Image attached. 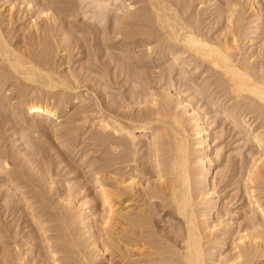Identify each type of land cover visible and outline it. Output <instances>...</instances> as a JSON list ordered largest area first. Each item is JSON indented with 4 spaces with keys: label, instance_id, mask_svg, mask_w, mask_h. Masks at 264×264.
Returning <instances> with one entry per match:
<instances>
[{
    "label": "bare ground",
    "instance_id": "obj_1",
    "mask_svg": "<svg viewBox=\"0 0 264 264\" xmlns=\"http://www.w3.org/2000/svg\"><path fill=\"white\" fill-rule=\"evenodd\" d=\"M16 1L3 0L1 4L10 17ZM18 5L19 13L28 17L29 25L23 28L32 48L29 50L27 42L22 49L23 45L13 47L0 28V106L6 107L0 115L9 112L12 120L23 119L26 128H35L34 136L51 139L77 154L73 144L80 136L79 129L74 131L60 120L62 112L73 109L83 123L95 128L90 140L93 146L104 147L101 152L105 155V163L95 166V161H86L90 153H80L91 187L81 191L83 186H75L74 199L51 178L44 153H39L38 144L30 143L32 137L21 136V146L0 143V213L12 216L18 210H28L32 222L43 229L45 263L91 264L103 258L101 264H119L120 258L116 257L117 262L112 254L120 247L123 253L126 248V264H264V202L257 191L264 184V0L53 1L58 8L51 6V0H26L24 6ZM82 10L90 14L82 13L91 22L83 25L87 33L103 34L106 54L117 46L126 53L105 60H116V67L125 70L129 86L123 100L106 101L114 77L105 67L103 71L94 67L77 73L69 66L66 71L62 67L70 58L60 63L55 60L60 51L66 55L70 50L68 40L73 33L69 34L64 19L60 24L67 31H62L57 21L61 14H65L61 19H69ZM109 20L112 28L107 32ZM141 63L143 68L154 63L165 66L151 76L139 70ZM211 75L215 81L209 80ZM12 84L19 89L13 92ZM181 86L206 98L213 110L218 109L215 113L258 149L259 155L252 157L243 173L247 206L243 214L247 229L243 231L234 230L231 211L214 215L220 195L213 176H223L226 167L217 168L215 138L199 108L178 90ZM219 90L228 95L223 96L224 103L213 98ZM259 119L262 123L252 127ZM189 139L196 145L192 160ZM143 148L145 162L138 163ZM114 167L115 173H111L109 168ZM123 168L126 171L119 173ZM54 188L58 190L55 198ZM75 192L80 195L78 200ZM122 194L127 202H134L135 210L117 208ZM114 199L119 202L115 204ZM1 215L0 264H28L36 249L24 239L26 234L16 240L21 230L5 226ZM152 215H167L177 222L160 234L150 221ZM42 217L50 220L47 230ZM67 218L70 223L80 222L84 232L74 230L78 222L68 228ZM125 219L126 245L121 248L114 234ZM94 222L99 223L96 229L102 236L97 235ZM5 239L13 240V249L5 247ZM19 242L26 246L24 251L15 247Z\"/></svg>",
    "mask_w": 264,
    "mask_h": 264
},
{
    "label": "rangeland",
    "instance_id": "obj_2",
    "mask_svg": "<svg viewBox=\"0 0 264 264\" xmlns=\"http://www.w3.org/2000/svg\"><path fill=\"white\" fill-rule=\"evenodd\" d=\"M53 1L55 2L56 0H53ZM53 1L51 0V6H54V5H52ZM2 2H3V0H0V28L2 29L3 33L5 34L6 37L8 36V38L11 39V40H8V41H12V43H10V44L11 45L13 44V47L16 46V48H18V45H19V47L23 45L21 47V49H22L25 45L26 46L29 45L28 48H29V50H31V48H32V43H31L32 40L29 41V42L26 41V40H28V38H29V40L31 38L28 35V33H26L28 31L24 32V28L29 25L28 24V17H26V16L24 17V15H22V13H19V12H22V10L19 9V5H18V2H19L20 5L24 6L26 0H25V2H24V0H17L15 2V7L13 9V15L11 17L9 16V12L6 9V6H3V7L1 6ZM48 2L50 3V1H48ZM192 4H193V6L195 5L194 2ZM56 7L58 8V6H56ZM82 11H84V12H82ZM82 11H80L81 13L78 12V14H77L78 16L77 17L74 16L73 18H69L71 21L68 19V17H65V16H64V18L61 19V17H63L62 15H65V14H61V17L59 19L60 22L57 21V24L59 23L58 26L62 27V31H64V30L67 31L66 29L68 27L69 34L71 35V33L72 32L73 33L70 36L72 38L68 40V41H71V42H68V47H69L68 49H70V50H68L66 55L63 54V51H60L59 54H57L55 56V60L58 63H60V61L62 62L63 59H64L63 60V62H64L65 58H68V59L70 58L69 59V64H66L64 62V63H62V67L64 68L65 71L68 70V68L70 67V69L74 70V72L75 71L76 72L79 71L77 73H80L81 71L83 72L86 68L93 69L95 67V69L97 68V70L100 71V70L104 69V67H105L104 70L110 71L109 73L111 74V76L115 78V79L111 78V81H110V83H111L110 84V86H111L110 96L107 97L108 100H106V101H109L110 99H114V98H115L114 100L117 99V101H119L121 99L123 100V98H126L125 94L127 93V89H128L129 84L128 83L126 84V82H125V78H124V74H123V72L125 70H123V72H121L122 70H119L118 66L116 67L117 61L116 60H115V62L112 61V60H114L112 58H114L115 55H121V57H122V55H126V53L121 52V49H120L121 46H117L116 48H112L110 50V52L106 54L104 52V50L102 49V47H103L102 46V42H103V39H104L102 37L103 34H101L100 32L97 33V34L95 33L94 35H90L89 32L87 33L86 27H85L86 25L85 26H83V25L84 24H87V25L89 24L90 25L91 22L88 19L84 18L83 15L87 14L86 17H89L88 15H90V14L85 12L86 10H82ZM89 11H91V10H89ZM82 13H84V14L82 15ZM14 14H16V15H14ZM19 14H21V15H19ZM23 14H25V13H23ZM17 16L21 17V18L18 19ZM63 19H64V21H66L65 22L66 25L64 24L66 26V29H65V26L63 28V26L60 24ZM17 21H19V22H17ZM24 21H26V22H24ZM84 21H89V23H84ZM20 22L23 23L25 26L23 24H21ZM106 23H107L108 27L105 25L106 26L105 29L107 31V29L112 28V23H111V20L107 21ZM69 29H70V31H69ZM60 31H58V32L60 33ZM62 31H61V33H62ZM27 35L29 37H27ZM105 35H104V37H108V36H105ZM255 40L259 41V38H256ZM26 42L29 43V44H27ZM259 45H260V42L256 43V46H254V47L256 48ZM94 46H95V49H94ZM89 48H91V49H89ZM136 50L138 51L139 49H136ZM92 54H94V55H92ZM64 56H68V57H64ZM110 59H112L111 60L112 62L108 61L110 64L105 61V60H110ZM105 62L110 65V66H108V68H107V64ZM103 64L106 65V66H104ZM158 64L159 63H154L153 65H147L145 68H143V66H145V65L143 63H141L139 65V70H141L143 72H146V74H148V75H151L150 73H158L159 70L165 66L164 64L158 66ZM81 68H84V69H81ZM115 75L118 76V78ZM211 76L209 77V80L211 79L212 81H215V79H216V77H214L215 75L214 76L211 75ZM175 78H176V83H177V77H175ZM194 80H196V79H194ZM197 81L200 82L201 80H197ZM11 86H13V88H12L13 92H15L16 89L17 90L19 89L17 86H14V84H12ZM11 86H10V88H11ZM10 88H8V89H10ZM185 89H186V87L181 86V87H179L178 90L182 91V94L184 96H187L188 99L191 101V103L199 108L200 112L205 116L204 119H205L206 124L210 128L212 137L215 138V143H216L215 147L218 150V152H216L218 155H217V157L215 159V161L217 163V168L218 169H223V168L226 167V170H223V172H224L223 176H222V174L220 176L219 175L218 176H215V175L213 176L214 184L216 186V190L218 191V193L220 195L219 201H218V206H217V209H216L214 215L218 216L220 214L225 213L227 210L231 211L233 214L230 215V216L232 218L234 230L235 231H243L244 228L247 229L246 228V221H245V219L243 217L244 211L247 208V206H246V198H245L244 193H243L244 191L242 190L243 189L242 180L244 178L243 175H245L243 173H245V171L248 169L249 165L251 164L252 157H257L259 155L258 149L255 147V145L252 142H250L248 140L246 141L243 138V133L241 134V132H238V129H235V128L233 129L232 128L233 125L230 124V122L228 120H225L223 116L219 115V113H215V112L218 111V109H214L213 110L211 105L207 104V99L206 98H201L200 96H196V94H194L193 91L190 92V90H189V92H188V90L185 91ZM183 91H184V93H183ZM216 92H218V91H216ZM220 92L221 91L219 90V92L216 93L218 95V97L217 96L216 97L212 96V97L215 98V99L219 98V100L221 99L220 100L221 103H224L226 101L225 99L228 97V95L226 93L223 94V91H222L221 92L222 93V97H221V95H220L221 93ZM191 94H194V95H191ZM193 96H195V97H193ZM223 96H225V97L227 96V97L223 98ZM125 102H123V103H125ZM4 110L6 111V107L1 104V106H0V114H2V112ZM74 111L75 110L70 109V110L64 112V114L62 112L63 116H61L60 120H62V121L65 120L64 124H66V125L70 124L69 126H71L74 131L75 130L77 131V129H79L77 132L80 134V136H82L84 134L83 135L84 137L82 136V138H81L79 136L78 139H76L74 144H73L74 146H76L75 150L78 151L77 154H75V151L73 152L72 150H69L68 148L66 150V148L64 146L63 147L61 146V148H60L59 147L60 145L58 146V144L56 142H55V144L52 143L53 140H51V139H50V141H46V140H44L45 138L41 139V137L39 135L34 136L35 135V133H34L35 128H31V129L26 128L25 125H24L25 124L24 120L23 119H19V117L13 118V120H12V118H10L12 115L8 114L9 112H4L6 114L3 113V115H0V143H6V145L11 146L8 143H11L12 145L13 144L15 145V142H16V145L18 144L19 146H21V143L24 140L22 137L24 135H29L30 137H32V139H30V143L32 144L34 142V144H36V145L38 144L39 147L37 148V150L41 154L44 153L42 155L46 157V159H44V160L47 161L45 163H47V165H48V167L50 169L49 173H50V175L52 174L51 178L54 179V180H57V183H58V185L60 187L59 189H61L62 191H65L67 193L71 192L69 194L72 195L71 197H73L75 199L74 191H76V188L78 186H79L78 188L83 186V187H81V188H83V190L81 189V191H84V187H86V189L87 188L90 189V187H91L90 186L91 185V181H90L91 177L85 173L86 172V168H85V164L84 163L82 164L81 161H80L81 160L80 159V153H82V152L90 153L89 156L87 157L86 161H92V160H93V162L95 161L94 162L95 166L103 165V163H105V161H104L105 160L104 159L105 155H103L102 152H101V151H103L104 147H101V145L93 146V142H91V140H90L91 138H93V134H91V133H93L95 128H93V126L91 128L90 125H89V122H86V123L84 122L85 123L84 124L82 122L83 119H82L81 115L76 114ZM1 116L5 117V119H3ZM6 116L9 119L8 118L6 119ZM78 120H80V121H78ZM260 120L261 119H259V121L257 120L258 121L257 123H253L252 127H254L255 124L257 126V125H260L262 122L264 123V119H262L263 121L261 120L262 122ZM3 121H4V123L2 124ZM249 122H251V121L249 120ZM187 127L189 129V125H187ZM24 128H25V130H24ZM33 133H34V135H33ZM38 136H39V138H38ZM189 140L190 141L188 143V152H189V155H190V153L192 154V155H190L191 157L193 156L192 158L190 157L191 160H192L195 157L194 154H193V150L195 149L196 145L194 143L195 142L194 140H191V139H189ZM38 142H40L41 144L38 143ZM52 144L55 145L54 149L52 147ZM142 144H143V141L141 142V144L139 143V145H142ZM55 147H57V148H55ZM100 147H101V149H100ZM91 149H92V153H91ZM41 151H43V152H41ZM140 151L141 152H138V156H137V158L139 159L138 163H144L145 160H144L143 153H145V150L143 148ZM91 155H92V157H91ZM142 155H143V157H142ZM106 156H108V155H106ZM192 164H193V162L190 164L191 167H192ZM68 165H69V167H68ZM241 165L243 167H241ZM120 166H122V165H120ZM140 167H145V166H140ZM194 168H195V164H193V167L191 168V170H193ZM241 168H242V170H240ZM67 169H68V171L70 173H66V172H68ZM115 169H116V167L109 168V171H112L111 173H115V172H113ZM123 171H126V168H123V170H121L119 173H121ZM53 175H54V178H53ZM213 178H212V180H213ZM71 185L73 186V188H72ZM261 185H263V187ZM261 185H259V186L262 187V188L259 187L260 189H258L257 191H258V193L260 192L259 195H260V197L262 198V200L264 202V189H263L264 188V184L261 183ZM75 186H76V188H75ZM54 187H56V186H54ZM52 191L54 192V198L56 196H58L57 195L58 194V190L57 189L52 190ZM59 192H60V190H59ZM77 194L75 192V195H77ZM77 196L78 197L76 198V200L79 199L80 195H77ZM113 202H115V204H117L119 201L117 199H114ZM0 203H1V201H0ZM0 208H1V205H0ZM117 208H119L122 212H125L127 209L135 210V205H134L133 201L127 202L126 201V194H122L121 195V200L118 203ZM18 211L15 212L14 214H12V216L8 215V214H3V215H5V217L3 215H1L2 214V212H1L0 215H1V219L3 218L2 221L5 223V226L8 227V225H9L11 227V229L13 227V230H15L17 227H18V229L16 231H20L21 230L20 231L21 233H19V235L16 237V240H18V238L20 239L21 236L26 234V235H24L25 236L24 239L26 240V238H27V240H28L27 242L29 244L33 245L34 249H36L34 258L30 257L28 264H37L39 262H41L42 264H46L45 262H47V260H45V258H44L45 255H46V252H45V248H43V242H42L43 235L41 234L42 233L41 231L43 229L41 228V225H37L35 221L32 222L31 217H30L31 215H29V212H28L27 209L26 210L24 209L23 211L20 210L19 212ZM41 219H43V220H41ZM47 219L48 218H45V217L40 218V220L44 223L43 227H45V230L49 229V225H50V222H49L50 220L48 219L49 220L48 221ZM66 220H67L66 224L69 223L70 227H68V228H70V229H71V226L74 223L76 224L78 222V221H73L72 220L74 223L73 222L70 223L71 222L70 218H67ZM150 221L153 222L152 224L155 227L154 230L159 231L160 234L167 233V231L171 230L169 227L171 225H175L176 222H177L175 220H171L170 221V218L167 217V215H165V216L152 215V218H151ZM3 222H2V224H4ZM121 222H122V224H119V226L117 225L118 229L116 231L118 233H115L114 235H115V239L118 240L119 246H121V248L122 247L125 248V245H126V235H125L126 234V219L121 221ZM51 224H52V222H51ZM77 224L73 225L74 230L77 231L78 234L84 232L81 223L78 222ZM38 228H39L40 231L38 230ZM73 228H72V231H73ZM76 228H79V229H76ZM94 228H95V230L97 232V235H99V234H101V236L103 235L102 231L98 232V230H97L99 228V223H95ZM72 231H71V233H72ZM122 232H124V233H122ZM51 233H53V232H51ZM74 233L75 232H73V234ZM48 234H49V232H48ZM121 234H123V236ZM120 235L123 238H121ZM86 236L87 235L83 233L82 234V239L84 237H86ZM87 241L84 243V245H83L84 247H87V245L89 243V241L88 242ZM5 242H7L5 244L6 248L7 247L9 249H13L14 248L13 247L14 245L12 244L13 243L12 239H10L9 241H8V239H5ZM8 242L10 244H8ZM20 242L17 243L18 245H16L15 247H17V249H20L19 247H21V249L19 251H24L26 249V246L22 245L23 239H22V243H20ZM118 248H119V249H117L118 251L116 250L117 252L115 251V253L112 254V256L115 255V258L116 257L120 258V260L118 259L119 262L117 261V258H116V261L119 264H126V251H125L126 248L122 249V250H124L125 255L120 250V247H118ZM86 249L85 250L88 251L90 249V247H88ZM122 254H123V256H122ZM134 256L136 257L137 255H134ZM99 259H101L103 261V258H98V259L95 260V262L93 261L91 264H101L100 263L101 260L99 261ZM262 263H264V260L262 261ZM66 264H69V263H66Z\"/></svg>",
    "mask_w": 264,
    "mask_h": 264
}]
</instances>
